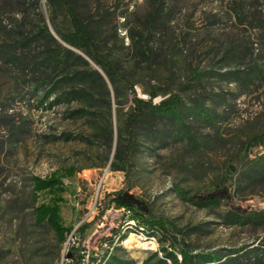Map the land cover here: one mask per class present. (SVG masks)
<instances>
[{"label":"rangeland","instance_id":"374dc122","mask_svg":"<svg viewBox=\"0 0 264 264\" xmlns=\"http://www.w3.org/2000/svg\"><path fill=\"white\" fill-rule=\"evenodd\" d=\"M128 3L81 0L80 9L93 18L102 54L119 63L140 97L157 91V102L171 93L182 101L174 115L148 113L131 160L121 164L124 170H113L118 145L127 156L122 129L133 107L131 89L112 84L80 49L65 55L66 66L48 61L61 49L58 43L70 47L58 32L72 29L63 5L52 12L47 0H0V264H66L74 240L95 264H155L156 254L163 255L162 231L152 232L121 210L99 215L105 194L126 185L197 251H227L262 234L240 217L264 211V142L246 147L264 132V0H164L148 44L141 40L148 36L153 1L134 10ZM238 3L249 13L238 16ZM43 24L56 43L36 40L33 30ZM14 26L32 39L29 50L17 40L22 64L6 52ZM149 49L153 53L144 55ZM35 59L43 62L40 73L27 66ZM85 68L100 71L106 88L93 75L65 76ZM238 69L251 78L232 73ZM44 72L51 73L48 79ZM70 167L76 173L62 177L61 211L71 232L61 242L47 222H36L35 207L50 196L35 198L33 178ZM214 191L228 196L198 202ZM132 233L154 244L130 246Z\"/></svg>","mask_w":264,"mask_h":264},{"label":"trees","instance_id":"16d2710c","mask_svg":"<svg viewBox=\"0 0 264 264\" xmlns=\"http://www.w3.org/2000/svg\"><path fill=\"white\" fill-rule=\"evenodd\" d=\"M152 1L153 9L150 12L148 21L146 22L148 36L141 40L146 42L145 44L149 43L148 38L153 33L152 27L162 18L161 15L164 0ZM47 2L50 5L52 12L56 10L55 8L57 4L63 5L70 18L72 26L71 31L68 33H62L58 30L71 48L60 46V43L57 42L59 44V48L61 49H59V51L55 50L53 55L48 54V61L52 60L54 66L61 62L62 65L66 66L65 64H67V61H65V55H76L72 48L80 49L104 71L112 84L123 82L131 89L133 94V107L127 114L124 121V128L122 129L127 141V156L123 158L122 147L120 144L117 147L114 160L112 162L113 170H124L125 167L121 164H125L126 162L128 163L135 152V145L137 144L139 137L138 126L140 123L146 118L148 113H152L155 116H171L176 114V110L182 101L181 96L177 93H171L169 96H166L157 102L155 98L159 93L157 91H151L148 99L140 97L135 84L129 81L119 63L114 58H109L102 54L94 31V25L91 23L93 22V18L89 19L83 15L80 9L81 0H47ZM246 8V5L243 3H238L234 10L236 11V14L241 17L245 16L246 13H249L246 11ZM256 9L257 7L253 10ZM97 10L100 16L105 14V12L101 11V6H98ZM256 11L257 13H262L261 11H258V9ZM254 16H256V13ZM261 27H264L263 22ZM5 29H7V26H5ZM16 30H19V26H14L12 30H8L12 32L15 31V36L10 39L13 43L5 44L6 52L12 56V58L16 57L20 64H22L24 62L23 58L21 55H18L19 52L16 49L17 40H20L19 43H21L19 48L29 50L32 39L26 37V34L24 33H22L23 35H20ZM33 33L36 40L49 37L55 43L57 41L47 25L43 24L38 26L35 30H33ZM3 47L5 46L1 45L0 49ZM147 52L151 54L153 53V50L149 49L148 51L143 52V54L146 55L148 54ZM77 57L86 66L89 64V61L83 55L79 54ZM41 64H43V62L35 59L28 61L27 66L32 68L33 71L40 73L42 72L40 70ZM232 73L236 75L244 74L248 78H251L250 73H246L241 69ZM82 74L95 76L101 85L106 88V79L97 69L85 68L83 71L81 69H69L65 76L67 78L74 79L78 78ZM50 75L51 73L44 72L41 76L48 79ZM109 94L110 93L107 91V95ZM116 101L120 104L118 98ZM263 142L264 132L248 139L246 147L257 146ZM75 173V170L70 167L66 168L63 172L55 171L46 177L35 176L33 178V191L35 198L38 199L42 193H47L50 196L49 202H43L35 207L34 211L36 215V222L38 224L47 222L55 231L58 240L61 242L66 241L68 234L71 232V227L65 225L63 222L61 211V202L64 199L63 194L66 190L62 177H71L75 175ZM225 196H228V193H224V191H214L212 193L199 196L198 202L204 204L217 203ZM109 209L123 211L125 216L131 217L133 220L140 222L143 226L152 230V232L157 230L162 231L164 236L159 237V242L162 244L161 251H163V255L159 257L156 254L157 261L155 264H170L169 261H171L172 264H264V211H254L243 214L241 215L243 217H240L241 224L246 226L257 225V227L259 226L263 229L262 234L250 238L248 242L242 244L240 247L230 248L227 251H224L223 249H207L197 251L196 249L191 248L185 240L179 239L174 232L175 228L165 218L156 216L152 210L151 203L132 192V189L128 185L105 194L103 209L100 211L99 215L104 216L106 211ZM166 244L169 247H167ZM67 257L73 258L72 262L69 264H77L79 262V249L76 247V244L71 245L70 250L67 253Z\"/></svg>","mask_w":264,"mask_h":264},{"label":"built area","instance_id":"2783aa9c","mask_svg":"<svg viewBox=\"0 0 264 264\" xmlns=\"http://www.w3.org/2000/svg\"><path fill=\"white\" fill-rule=\"evenodd\" d=\"M144 0H128V7L129 10H134L138 5H140ZM121 20H125V17H121ZM121 31V30H120ZM124 35L127 34V30H125L123 32ZM128 39V37H127ZM76 244V241L74 240V243ZM73 258L72 257H66V264H69L70 262H72ZM101 260L98 259L97 260V264H99ZM77 264H95L94 261H92L91 257H90V253L88 252L87 249L81 250L79 252V262ZM101 264H104V262H102Z\"/></svg>","mask_w":264,"mask_h":264},{"label":"bare ground","instance_id":"6f19581e","mask_svg":"<svg viewBox=\"0 0 264 264\" xmlns=\"http://www.w3.org/2000/svg\"><path fill=\"white\" fill-rule=\"evenodd\" d=\"M134 236H135V234L132 233L129 236V238L127 239V242L129 243L130 246L149 248V247H152V245L154 244V241H152L150 239L143 238L140 236L138 238H135Z\"/></svg>","mask_w":264,"mask_h":264},{"label":"water","instance_id":"95a60500","mask_svg":"<svg viewBox=\"0 0 264 264\" xmlns=\"http://www.w3.org/2000/svg\"><path fill=\"white\" fill-rule=\"evenodd\" d=\"M94 64L97 66L98 70H100L102 73H104V71L94 62ZM105 74V73H104ZM106 75V74H105Z\"/></svg>","mask_w":264,"mask_h":264}]
</instances>
